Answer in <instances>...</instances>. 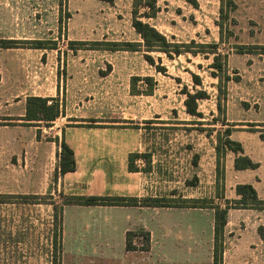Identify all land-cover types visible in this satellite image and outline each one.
Returning <instances> with one entry per match:
<instances>
[{
	"label": "rangeland",
	"instance_id": "1",
	"mask_svg": "<svg viewBox=\"0 0 264 264\" xmlns=\"http://www.w3.org/2000/svg\"><path fill=\"white\" fill-rule=\"evenodd\" d=\"M44 1V6L36 1H26L24 5L0 4V18L21 15L23 20L0 22V27L3 24L10 27L7 33L18 34L0 39L19 42L13 48H0V68L13 71L14 77L0 84V91L12 99L14 95H51L57 88L62 111L68 103L69 111L81 110L84 115L93 113L103 118L90 122V119L61 120L58 117L49 124L39 122L36 125L40 127L43 139L51 138L54 129L73 122L142 127L146 129L149 141L160 144V154H189V168L192 171L194 167L195 173L180 180L181 188L187 185L203 190L210 185L216 195L223 191L225 163L230 152L218 154L216 146L223 142L227 128L234 137L244 139L242 155L261 152L256 144L264 143V0H233L236 9L229 13L233 21H223L221 28L220 0H197V8L184 0H156L158 11L155 16L139 17L171 42L189 44L193 40L198 44H217V52L227 56L225 74L229 76V80L221 84L220 94L218 79L211 75L214 70L209 67L213 61L209 48L196 49L190 45L203 53H184L171 59L162 53H149L155 65L165 67V73L157 72L155 66L146 61L143 47L137 51L125 50L123 43H142L131 25L133 0ZM145 4L142 2L138 7V15L152 13ZM13 26H20L21 30ZM43 71L48 78L47 89L36 90L39 86L36 76ZM190 73L200 77L201 85L194 86ZM133 76L152 77L155 82L152 94L131 95L130 79ZM68 88L69 96L65 94ZM184 88L191 93L205 91L206 97L197 101L200 117L185 112ZM137 89L145 91L149 86L140 81ZM4 119L0 116V123H7ZM170 143L178 145L170 146ZM143 159L147 166L149 159ZM7 168L11 170L9 162ZM5 173L0 174L6 179L0 187L13 185L11 174ZM59 207H55L56 216ZM13 216L12 213L0 215V223L9 224V230H4L6 236L0 238V264H205L206 260V246L204 252L201 253V248L196 254L202 258L192 257L189 250L193 247L186 235L178 244L173 239H168L164 245L162 239L160 243L156 240L152 254L151 245L148 252L127 253L124 239L111 229H103V237L100 236L111 243L109 247L97 240V246L87 243L78 247L82 250L79 255L63 256L62 235L57 222L52 227L50 256L46 235V244L37 247L28 245L36 239L24 235L20 240L15 236L17 232L11 226ZM258 233L262 239L256 236L255 229L239 226L235 236L224 246L226 264H264V231L259 229ZM85 239L94 242L91 238ZM133 242L138 249L145 245L140 234ZM18 243L23 245L18 246ZM36 248L41 252L39 258L28 257L29 262H18L24 255L22 251L32 249L35 252L37 250L33 249ZM163 250L169 255L166 260L161 258Z\"/></svg>",
	"mask_w": 264,
	"mask_h": 264
},
{
	"label": "crops",
	"instance_id": "2",
	"mask_svg": "<svg viewBox=\"0 0 264 264\" xmlns=\"http://www.w3.org/2000/svg\"><path fill=\"white\" fill-rule=\"evenodd\" d=\"M26 1H36L40 6L45 5L44 0H0V4L6 5L10 2L12 5L16 3L24 5ZM9 20L23 21L21 15L18 18L9 19L5 16L0 18L2 23H7ZM15 28L21 30L20 26ZM9 30L10 27L7 25H1L0 37L11 38L18 35L7 33ZM38 74L42 78L40 75L36 76L39 86L35 89L44 91L48 86L46 83L48 78L44 71ZM12 78H14L13 71L0 68V84ZM65 94L69 96V88L65 89ZM28 96L58 99L57 88L51 95H14L12 99L8 98L5 92L0 91V116L5 117L4 121L8 123H0V174L7 172L13 178V185L5 186L9 188L0 187V196H12L11 199H5L3 200L5 202L0 203V215L9 216L10 213L14 215L11 226L17 232L15 236L20 240L24 239V235L36 239V242L28 244L29 246L45 245L46 235L50 256L55 207L60 205L58 211L61 212L63 256L79 255L82 250L78 247L87 243L97 246V240L101 245L109 247L111 243L100 238L103 237V229L115 231L116 235L124 239V243L127 231L143 229L150 233V254L153 252L156 240H158L156 243H160L162 239L161 244L164 245L168 243V239H173L178 244L186 235L193 247L189 250V253L194 254H191L192 257L198 254L201 248V253L205 249V264H212L214 210L211 208L65 205L60 202L65 197L165 198L173 204L198 200L207 206L224 207L225 200L239 198L235 191L237 185L249 184L255 189L257 196L264 200V143L261 144L260 141L256 146L261 152L246 155L253 163H257L254 169L236 170L235 155H231V152L227 154L229 159L225 163L223 191L216 195L210 185L203 190H200V187L187 185L181 188L180 180L188 178L190 173H195L194 167L192 171L189 168V154L180 152L160 154V144L157 141H149L146 137V129L142 127L128 128L117 125H95V123L81 125L73 122L54 129L49 139H43L42 134L37 137V132L41 130L36 125L39 122L23 120ZM58 101L60 103V100ZM64 111L65 114L59 116L61 120L103 118L102 115L93 113L84 115L81 110L69 111L68 103ZM56 138L58 142L55 141ZM230 139L239 142L244 149V139L236 138L233 134L230 135ZM62 140L72 149L75 159V170L65 174L58 172L59 143ZM172 145L178 143H170V146ZM133 153L149 156L147 166L143 164L144 159L139 158L135 160L138 170L130 171L128 157ZM8 162L11 164V170L7 168ZM4 180L6 179L3 176L0 177L1 184ZM241 225L247 230L255 229L256 236L262 239L258 230L264 231V210L229 209L224 227V246L227 240L235 236L237 228ZM4 230H9V224L3 221L0 223V238L6 236ZM155 236L161 238L155 239ZM85 237L93 239L94 242H87L88 239ZM22 245L18 243V246ZM30 250L22 251L24 255L21 258L24 260L20 258L19 263L39 258L41 252L38 248L33 249L37 250L35 252ZM125 252L129 253V251ZM161 256L166 260V256L169 255L163 250ZM196 257L202 258L200 255ZM226 260L224 249L222 264H226Z\"/></svg>",
	"mask_w": 264,
	"mask_h": 264
},
{
	"label": "trees",
	"instance_id": "3",
	"mask_svg": "<svg viewBox=\"0 0 264 264\" xmlns=\"http://www.w3.org/2000/svg\"><path fill=\"white\" fill-rule=\"evenodd\" d=\"M186 3L194 8L198 7L197 0H184ZM146 3L145 5L149 10L152 11L150 14L144 13L143 15H138V7L141 3ZM133 10H132V21L131 25L135 32L140 36L142 43H123L125 50L137 51L138 48H144V58L146 61L155 66L157 72L165 73L166 69L163 66L155 65L154 58L149 55V53L157 52L164 54L167 58H173V56H180L184 53H191L197 55L198 53H203L202 50H194L190 45L196 47V49L209 48V53L213 55V61L209 65L212 71L211 75L218 79L217 89L220 94L221 84L229 80V76L225 74L226 72V54H220L217 52V44H198L193 40L189 44L186 43H176L171 42L166 38L164 34L159 32L154 26L147 22H143L139 17L153 18L156 11V0H133ZM236 9V4L233 0H220L219 15L221 18V23L219 27H222L223 21H233L229 17V13ZM19 42L12 39H0V48H13ZM80 44H84L80 42ZM118 46V43H114ZM264 50V47L263 49ZM160 58H158L159 60ZM194 86L201 85V79L197 74L190 73ZM224 74V75H223ZM144 81L148 84L149 89L145 91H139L137 89V83ZM155 82L152 77H138L133 76L130 79V94L131 95H151L153 91ZM183 94L186 98L183 102L185 107V112L191 116L200 117L198 112L197 101L206 97V93L203 90H195L194 93L187 91L186 88L183 89ZM50 102V103H49ZM217 106H220L219 104ZM63 111L60 107V103L55 98H43L39 96H28L25 102V115L23 120L29 122H45L46 124L51 123L56 118H58ZM75 121V120H73ZM90 122L94 120H89ZM8 124V123H6ZM136 128V127H135ZM231 131L230 129L225 130V136L222 143L216 146L217 153H226L230 151L236 155L234 159V168L236 170L243 169H254L257 167V163H253L247 156L242 155V147L240 143L230 139ZM37 137H40V132H37ZM58 142V139H55ZM60 152L58 154V169L60 174H65L67 172H72L75 170V159L72 149L62 140L59 143ZM149 156L145 154L133 153L128 157V169L130 171H137L138 168L135 165V160L139 158H147ZM235 191L238 199L225 200L224 207L219 205L200 204V201H190L189 203L173 204L165 198H144L138 199L134 197H103V196H74L63 198V204L69 205H83V206H145V207H207L214 210V225H213V256L212 264H222V256L224 250V227L227 222V213L229 209H256L264 210V200L257 196L255 189L249 184H239L235 187ZM12 196L2 197L0 196V203L5 202L3 200L10 199ZM54 222H57V227L59 233L61 232V212L59 215H54ZM142 235L145 245H142L140 249L133 242V238L137 235ZM150 248V233L146 230L138 231H128L125 235V250L126 251H136L140 250L142 252H148ZM53 264H56L53 262Z\"/></svg>",
	"mask_w": 264,
	"mask_h": 264
}]
</instances>
